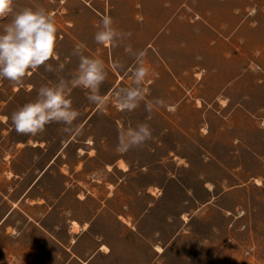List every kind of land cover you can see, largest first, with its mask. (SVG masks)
Segmentation results:
<instances>
[{
  "label": "rangeland",
  "instance_id": "obj_1",
  "mask_svg": "<svg viewBox=\"0 0 264 264\" xmlns=\"http://www.w3.org/2000/svg\"><path fill=\"white\" fill-rule=\"evenodd\" d=\"M17 4L54 14L66 68L41 67L19 88L0 80V116L75 70L76 46L105 60L109 103L98 110L74 89L77 134L53 123L19 135L0 121V264H264V0ZM103 15L131 33L116 48L94 40ZM128 46L146 52V101L165 102L151 113L146 101L121 112L110 96L131 84ZM141 122L153 138L118 153L119 129Z\"/></svg>",
  "mask_w": 264,
  "mask_h": 264
},
{
  "label": "clouds",
  "instance_id": "obj_2",
  "mask_svg": "<svg viewBox=\"0 0 264 264\" xmlns=\"http://www.w3.org/2000/svg\"><path fill=\"white\" fill-rule=\"evenodd\" d=\"M0 80L11 82L14 88L23 85L26 77L32 76L41 67L47 72L64 73L66 65L60 62L56 51L58 28L54 14L41 4L32 6L18 5L17 0H0ZM94 40L105 48H116L128 39L131 33H125L114 26L110 15H103L98 24ZM134 59L133 66L126 69L131 76V84L117 87L110 93L115 106L121 112L136 110L141 102L146 101L148 89L144 87L150 74L146 52H133L126 48ZM72 55L78 57L75 70L66 75H58L55 81L42 84L35 99L23 104L11 113L0 116V121H9L19 135L38 136L45 132L46 126L62 124L66 134H77L79 125L74 126L81 113L73 107L71 94L74 89L87 91V100L98 110H104L109 103V96L101 95V85L106 81L109 71L105 60L84 54L76 46ZM50 61H56L55 68ZM124 69L119 62L111 64L112 71ZM160 98L147 100L145 110L149 113L156 106H163ZM150 118V117H149ZM153 138L150 123L129 125L118 131L116 151L127 153L140 148Z\"/></svg>",
  "mask_w": 264,
  "mask_h": 264
},
{
  "label": "bare ground",
  "instance_id": "obj_3",
  "mask_svg": "<svg viewBox=\"0 0 264 264\" xmlns=\"http://www.w3.org/2000/svg\"><path fill=\"white\" fill-rule=\"evenodd\" d=\"M80 152L82 153L83 152V150H80ZM120 167H122V169L123 170H127V166L123 163V162H120V165H119ZM258 183H260L259 181H257ZM183 218V217H182ZM186 219V218H185ZM72 228H73V230L75 231V232H77L78 231V229H79V225H78V223L77 222H72ZM157 249V251L160 253V252H162V249L160 248V247H157L156 248ZM102 250H104V251H108V248L106 247V246H103L102 247Z\"/></svg>",
  "mask_w": 264,
  "mask_h": 264
},
{
  "label": "crops",
  "instance_id": "obj_4",
  "mask_svg": "<svg viewBox=\"0 0 264 264\" xmlns=\"http://www.w3.org/2000/svg\"><path fill=\"white\" fill-rule=\"evenodd\" d=\"M150 218H151L150 213H149V212H145V213L143 214L141 220H143V222H147ZM85 226H87V224H85ZM103 246H106V245H102V246H101V251H103V250H102V247H103ZM106 247L108 248V251H107V252L105 251V253H106V254H110V253H111V250L109 249L108 246H106ZM161 249H162V248H161ZM155 251H156L158 254H163V253H164L163 249H162V252H160V253L157 251V249H155Z\"/></svg>",
  "mask_w": 264,
  "mask_h": 264
}]
</instances>
